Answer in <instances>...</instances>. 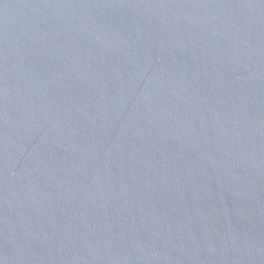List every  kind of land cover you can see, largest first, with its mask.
Segmentation results:
<instances>
[{
    "label": "water",
    "instance_id": "1",
    "mask_svg": "<svg viewBox=\"0 0 264 264\" xmlns=\"http://www.w3.org/2000/svg\"><path fill=\"white\" fill-rule=\"evenodd\" d=\"M0 264H264V0H0Z\"/></svg>",
    "mask_w": 264,
    "mask_h": 264
}]
</instances>
